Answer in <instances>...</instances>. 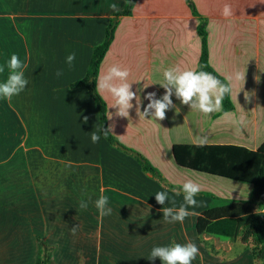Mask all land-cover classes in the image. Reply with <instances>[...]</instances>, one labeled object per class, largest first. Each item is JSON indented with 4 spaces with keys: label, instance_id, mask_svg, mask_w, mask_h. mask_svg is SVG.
<instances>
[{
    "label": "crops",
    "instance_id": "crops-1",
    "mask_svg": "<svg viewBox=\"0 0 264 264\" xmlns=\"http://www.w3.org/2000/svg\"><path fill=\"white\" fill-rule=\"evenodd\" d=\"M192 1L198 13L206 18L209 65L226 79L236 72L245 73V77L261 75L262 78L257 79L256 89L263 87L260 88L263 97L264 72L260 71L259 65L261 46L264 45V34L260 36V30L264 32V0ZM113 3L117 4L120 10L125 5L124 0H0V16L3 19V22H0L4 31V35L0 34V60L5 64L13 53L17 54L20 60L27 64L24 75L29 76V85L25 88L26 96L22 97L20 93L13 97L11 102H5L7 108L14 113L10 118L19 123L20 131L17 133L19 143L15 140V133L7 135L5 130L0 131V162H4L0 163V172L9 175V178L5 176L2 183L0 182V186L13 185L23 189L28 188L32 182L42 181L44 172L49 171L46 169L48 166L44 170L42 167L36 168V164L42 159H47L48 155L56 159L52 155L55 149L53 143L45 140L50 135L52 140L54 136L58 139L59 135L66 148L72 150L69 154L78 157L75 150L79 147L81 151L78 153L88 157L84 163L88 166L85 170L94 174L84 177L83 183L88 180L89 184L93 179L100 182L99 194L109 197L108 204L117 205L119 199L136 204L146 203V198H152L147 189H144L152 181L138 171V164L131 170L126 163H118L115 158L108 159L98 142L92 143L93 122L90 123V136L86 134L84 126L75 127L81 108V105L76 103V97L87 96L88 90L85 87L70 88L69 84L85 74L92 48L102 42L105 29L114 16L109 7ZM225 4H230L233 8V17L224 18L221 15ZM199 22V17L191 13L185 0H136L129 15L117 17L113 39L100 63L96 81L109 67L119 65L129 70L128 82L132 83L131 90L140 98L139 107L147 105L148 101L144 99L147 93L154 92L155 98H161L164 89L159 84L163 82V72L166 69L178 66L181 69L196 70L202 51L201 38L197 32ZM70 53H75L76 56L71 69L65 63ZM252 58L254 72L250 74ZM58 70L63 72L59 77L56 76ZM249 82L250 80L244 82L243 91L245 84L254 85V82ZM240 84H243V81L234 82L233 90ZM98 93L107 105V125L108 128L111 126V133L126 147L142 148L144 154L138 153L151 160L154 165L155 151L151 142L161 139L158 137L160 132L170 135L178 130L183 134L180 139L197 143L198 139L203 137L200 134L203 124L212 123L213 118L218 116V112L205 116L187 105H182L173 95L171 99L175 107L166 111V118L162 121L138 117L137 111L134 110L137 107L135 100L132 101L133 108L129 110V117L123 118L115 114V109L110 108L113 103L110 95L99 91ZM230 98L232 100L233 96L230 95ZM90 107L93 108L92 103ZM93 113L96 118L94 110ZM255 125L257 126L256 123ZM30 137L39 143L25 148L24 153L36 149L42 156L34 160L37 162L35 165L26 168L17 158V147L23 146ZM139 138L151 142L139 143ZM172 143L169 139V148ZM242 145L255 149L259 144ZM115 156L132 163V159L117 154ZM59 160L57 158L56 161ZM75 165L74 162L62 164L70 173ZM50 168L53 169H50L51 173H55L52 179L58 181L59 174L54 171L59 170L57 164ZM21 172L23 174H20ZM15 173L18 175L14 176ZM72 177V174L68 175L67 180L74 181ZM32 187L37 188L36 185ZM41 187L40 184L39 188ZM168 194L170 196V192ZM8 198H11L10 194L5 197L6 200ZM12 203L11 199L8 210L12 208ZM34 214L37 219H42V212L35 211ZM2 227L7 225L0 227L3 232ZM15 231L13 229L9 234L7 242L13 235L18 234ZM11 248L14 249L10 250ZM8 249L10 252H19L20 247Z\"/></svg>",
    "mask_w": 264,
    "mask_h": 264
},
{
    "label": "rangeland",
    "instance_id": "rangeland-1",
    "mask_svg": "<svg viewBox=\"0 0 264 264\" xmlns=\"http://www.w3.org/2000/svg\"><path fill=\"white\" fill-rule=\"evenodd\" d=\"M253 8L254 5L252 4ZM0 20L3 22L1 16ZM1 22L0 34L4 35ZM262 34L264 32L260 30V36ZM0 37L2 38V36ZM263 47L264 45L261 46L260 51L261 62L259 67L261 72H264ZM0 65H4L2 60H0ZM253 67L254 60L252 58L250 74L254 72ZM6 76L7 69L3 74H0V79L4 80ZM25 78L28 80L29 85V76L25 75ZM259 78H262L261 75H248L245 77L246 82L250 80L249 83L254 82V85H252L253 83L245 84V90L242 89L237 93V100L235 93L241 89L242 84L236 86L231 95V97L233 96L231 100L234 105L233 108L225 112H218V116L213 118L212 123L203 124V129H201L203 131L200 134L207 137V143H240L241 145L255 146L264 140V107H262L264 106V96L261 97L263 91L260 90L263 87L256 89L257 79ZM86 94L85 97L82 95L75 96L77 98L76 103L81 105L75 127L83 128L84 126L87 131L86 134L90 136L92 133L90 129L91 122H93L94 132L98 133V118L97 108L89 91H86ZM244 94L250 95L248 102L245 101ZM20 95L22 97L26 96L25 89ZM5 102L0 100V131L5 130L4 133L7 135L15 133L13 135H16L15 140H17L19 139L17 133L20 131L19 123L10 118L14 116V113L7 108ZM90 103H92L93 108L90 107ZM141 106L134 108L138 113V117L142 116L140 111L142 112L144 107ZM241 108L243 111H241ZM93 110L96 118L93 116ZM233 115L237 119L244 116V124L240 126L229 122ZM84 117H87L86 122ZM142 118L144 117L142 116ZM254 118H257V120ZM255 126L258 128L257 131ZM34 133H36L35 128ZM81 133L84 135L82 131ZM182 135V132L179 133L178 130L173 131L170 135L160 132L158 137L161 139L152 142L149 140L154 145V162H156V166L151 163V160H148L169 183L182 186L187 180H192L201 186V191L211 192L217 197L196 196L195 199L201 202L202 206L189 208V211L198 212L201 209L224 204L230 200H243L250 203L251 210H247L246 214L238 220V229L232 238H221L216 234L205 233L198 236L194 229L196 215L187 217L183 223H165L163 213L160 211L164 208V205L157 204L155 193L164 190L170 192V196H173V190L162 187L148 175L149 173L143 172L135 156L123 150L120 146L144 154L142 148L126 147L118 137H116L118 143L112 145L100 136L98 146L102 145L101 150L105 156H108V159L115 158L118 163H126V166L131 170H134V166L138 164V171L152 181L148 187L144 188L147 189L148 195L152 198H146V203L139 202L138 204L119 199L117 205L108 204V207L112 209V213L105 216L101 221L94 206V202L100 196L98 186L100 182L93 179L89 181V184L88 180L87 183H83L84 177L94 174L90 170H85L88 166L84 163L88 157L78 153L81 151L79 147L75 150L78 157H74V155L68 153L72 150L66 148L59 135H57L58 139L53 135V140L50 135L45 141L53 143L55 149H57H53L54 153L52 154L56 159L48 155L47 159H42L36 164L34 160L42 156L38 150L32 149L28 153H24L25 148L28 149L39 143L38 140L36 141V139L30 137L23 146L17 147V158L26 168L36 164V168L40 169L42 167L44 170L48 166L46 169L49 171L44 172L41 177L42 181L32 182L28 188L19 189L13 185L10 187L8 185L0 186V227L7 225V227H2L3 232L0 231L2 232L0 233V264H34L38 251L36 236H39L51 246L50 264H161L158 258L152 261L148 260L152 248L171 246L177 243L181 245L193 243L197 246L199 254L192 261V264H253L251 246L242 243L240 240V227L250 215L257 214L264 219V206L252 200V185L250 183L177 166L173 161L171 148L168 147L169 139L173 143L194 142L180 139ZM143 140L139 138V143L146 144L149 142ZM17 143H19V140H17ZM105 147L107 151L104 150ZM56 151L59 155L56 154ZM115 154L132 159V163L125 161L122 157L115 156ZM24 155L26 156L24 157ZM57 158L60 159V162L56 161ZM0 161H2L1 156ZM69 162L76 163L71 173L67 171L66 166H62L63 163L68 164ZM0 163L4 164V162ZM56 164L59 170L54 171L59 174L58 181L52 179L55 173L50 171V169L53 170L50 167ZM103 164H105V159ZM68 173L73 175L74 181L67 180V176L70 175ZM20 174H23V172ZM16 175L18 173L14 174V176ZM131 175L136 176L134 173H131ZM5 176L9 178L8 174L0 172L1 183ZM40 184L41 188H39ZM34 185L37 188L32 187ZM8 194L11 195V198L6 200L5 197ZM181 195L175 196L176 208H179L183 203V196L181 197ZM11 199L14 210L12 208L7 209ZM81 200L88 201L87 209L81 210L79 208ZM170 206L172 205L169 203L165 204V207ZM35 211L42 212L41 220L36 218ZM76 225H79L78 230L75 235H72L70 229ZM13 229L18 234L13 235L10 241L7 242V238L13 232ZM8 247H20V250L19 252H10L14 248L9 250ZM262 264H264V261Z\"/></svg>",
    "mask_w": 264,
    "mask_h": 264
},
{
    "label": "trees",
    "instance_id": "trees-1",
    "mask_svg": "<svg viewBox=\"0 0 264 264\" xmlns=\"http://www.w3.org/2000/svg\"><path fill=\"white\" fill-rule=\"evenodd\" d=\"M185 1L190 7L191 13L200 19L197 32L201 38L202 51L196 70L209 72L222 82H227V79L217 73L208 63L206 18L198 13L192 0ZM124 2V8L119 12H114V16L110 19L102 42L93 46L85 74L69 84L70 88H87L97 108L98 132L112 145H116L118 141L111 131L107 138L102 134L103 128L108 129L107 105L96 89V78L100 63L113 39L114 27L109 30L111 25L113 22L116 23L118 16L129 15L136 0H124ZM232 108L230 95H226L223 100L222 112ZM171 154L174 162L180 167L250 183L252 185V200L264 206V140L255 149L235 143H207L203 147H198L197 143L175 142L171 145ZM135 158L139 162L141 170L149 173L161 186L172 190L182 188V186H176L164 179L159 170L143 155L140 159L136 156ZM197 196L217 198L208 191H200ZM250 208V203L243 200H230L226 204L204 208L195 217V232L198 236L205 233L216 234L221 238H232L238 229V220L246 214L247 210H251ZM240 240L251 246L253 264H256L257 260L264 261V219L261 216L250 215L242 223ZM36 242L38 251L34 264H50L51 246L39 236H36Z\"/></svg>",
    "mask_w": 264,
    "mask_h": 264
},
{
    "label": "clouds",
    "instance_id": "clouds-1",
    "mask_svg": "<svg viewBox=\"0 0 264 264\" xmlns=\"http://www.w3.org/2000/svg\"><path fill=\"white\" fill-rule=\"evenodd\" d=\"M113 12H119L120 9L117 4L109 5ZM221 15L224 18H230L235 15V12L230 4H225L222 8ZM76 59L75 53H70L65 63L68 68L73 67V61ZM27 64L22 62L19 56L13 53L4 65H0V74H3L7 69V76L0 81V100L11 102L12 98L19 95L27 86L28 80L25 78L24 69ZM63 74L58 70L56 76ZM130 73L127 68H122L119 65H112L106 72L101 75L96 81V89L100 93H107L112 98L113 103L110 108L116 110L115 114L119 117L128 118L129 110L133 108L132 101H136L137 108L140 105V98L131 90L132 83L128 82ZM243 81L240 90L236 91L235 98L237 100V93L243 89L245 81V73L236 72L232 76L227 77V82H222L211 73L203 70L181 69L180 67L168 68L163 72V82L159 84L164 89V94L157 99L154 92L147 93L144 97L148 101L140 114L145 118H151L155 121H162L166 118V111L174 108L171 97L173 95L182 105H187L190 108L197 110L205 116H210L212 113L223 111V100L226 95L233 94L234 82ZM147 87V86H145ZM246 102L250 100V95L244 94ZM241 111L243 109L241 108ZM227 115V114H226ZM111 116L109 117V119ZM87 121V117H84ZM231 123L242 126L245 122V117L240 116L238 119L233 115ZM111 126L104 129L102 134L107 138ZM100 135L93 132L91 135L92 143H97ZM207 144V137H201L197 141L198 147H203ZM201 191V186L192 180H187L183 183L179 190L173 189V196H169L168 192L162 191L155 193V201L159 205L169 203L170 207H164L160 211L163 213L165 223H183L189 216H195V211H189V208H196L202 206L195 197ZM183 194V203L179 208L175 207V196ZM109 197L105 195L99 196L94 202V206L98 211L99 219L102 221L105 216L112 213V209L108 207ZM81 210L88 208V201L81 200L79 204ZM79 225L70 229L72 235H75ZM199 254V249L193 243L184 245L173 244L171 246H157L153 247L148 257L149 261L159 259L161 264H192ZM256 264H262L260 260Z\"/></svg>",
    "mask_w": 264,
    "mask_h": 264
},
{
    "label": "water",
    "instance_id": "water-1",
    "mask_svg": "<svg viewBox=\"0 0 264 264\" xmlns=\"http://www.w3.org/2000/svg\"><path fill=\"white\" fill-rule=\"evenodd\" d=\"M114 25H115V23H113L112 25H111V27H110V29L109 30H111L113 27H114ZM91 80V79H90ZM120 146V145H119ZM123 150H125V151H127V152H129V153H131V154H133L134 156H136V157H138L139 159L141 158V155L139 154V153H136V152H134L133 150H129L128 148H125V147H123V146H120Z\"/></svg>",
    "mask_w": 264,
    "mask_h": 264
}]
</instances>
